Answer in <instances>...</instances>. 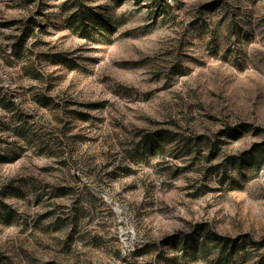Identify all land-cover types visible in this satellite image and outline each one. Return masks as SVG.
Wrapping results in <instances>:
<instances>
[{"label": "rangeland", "instance_id": "374dc122", "mask_svg": "<svg viewBox=\"0 0 264 264\" xmlns=\"http://www.w3.org/2000/svg\"><path fill=\"white\" fill-rule=\"evenodd\" d=\"M0 264H264V0H0Z\"/></svg>", "mask_w": 264, "mask_h": 264}, {"label": "trees", "instance_id": "16d2710c", "mask_svg": "<svg viewBox=\"0 0 264 264\" xmlns=\"http://www.w3.org/2000/svg\"><path fill=\"white\" fill-rule=\"evenodd\" d=\"M73 219H74V218H73ZM76 223H77V220L74 219V220H73V224H76Z\"/></svg>", "mask_w": 264, "mask_h": 264}]
</instances>
